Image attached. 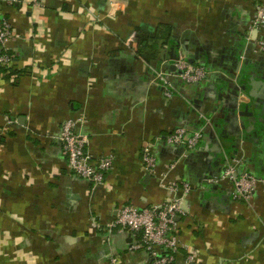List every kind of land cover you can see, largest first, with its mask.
Wrapping results in <instances>:
<instances>
[{
	"label": "crops",
	"instance_id": "obj_1",
	"mask_svg": "<svg viewBox=\"0 0 264 264\" xmlns=\"http://www.w3.org/2000/svg\"><path fill=\"white\" fill-rule=\"evenodd\" d=\"M262 3L0 0L13 34L12 63L0 67V264H147L145 252L129 250L130 233L110 225L123 207L169 201L170 182L192 187L173 264L189 255L195 264H264V116L245 131L232 117L237 99L239 109L240 100L264 104V34L251 28ZM179 58L208 77L183 82ZM158 73L170 77L171 98ZM67 120L88 138L93 163L113 155L101 184L69 170L58 141ZM178 127L202 133L194 149L165 142ZM146 148L154 173L144 169ZM236 155L239 173L261 180L249 201L220 179Z\"/></svg>",
	"mask_w": 264,
	"mask_h": 264
},
{
	"label": "built area",
	"instance_id": "obj_2",
	"mask_svg": "<svg viewBox=\"0 0 264 264\" xmlns=\"http://www.w3.org/2000/svg\"><path fill=\"white\" fill-rule=\"evenodd\" d=\"M34 1L37 3L42 0ZM2 2L12 6L18 0H2ZM251 28L264 34V3L256 6ZM12 38L10 24L0 13V67L4 69H8L12 63V57L8 52ZM257 52L264 56V39L257 43ZM174 68L176 76L187 84H196L208 77V71L204 66L193 64L185 58L176 60ZM156 79L164 96L171 98L174 91L170 77L167 74L158 73ZM202 118L207 121L204 116ZM77 123L75 120L63 122L58 137L67 158L68 168L81 179L101 184L104 172L113 168L114 157L107 155L93 163L85 153L88 138L76 131ZM201 139L202 133L200 131L190 132L184 127H178L168 135L165 142L168 145L182 147L185 151H190L198 145ZM142 162L147 172H155L157 161L152 148H146L143 151ZM239 166L240 159L236 155L235 158L228 161L220 179L232 184L234 199L242 198L249 201L261 180L248 173L240 174ZM173 168V164L168 166L169 170ZM167 189L172 194L169 201L149 208L123 207L110 225L130 233L133 242L130 243L129 250L145 252L148 256L147 264H173L174 256L181 247L177 236L178 223L176 219L184 215L182 201L184 196L191 192L192 187L183 182H170ZM186 262L187 264H195L194 256H187Z\"/></svg>",
	"mask_w": 264,
	"mask_h": 264
},
{
	"label": "water",
	"instance_id": "obj_3",
	"mask_svg": "<svg viewBox=\"0 0 264 264\" xmlns=\"http://www.w3.org/2000/svg\"><path fill=\"white\" fill-rule=\"evenodd\" d=\"M263 93H264V89H263ZM236 97H237V94H236ZM250 98H252V96ZM260 98L261 100H263L264 94H261ZM240 102L243 103L242 108L239 109L240 103L238 102V99H237L235 110H234V115H232V117L237 121L238 127L242 126V128H244V124L255 126L258 122L262 123L263 118H261V116L262 117L264 116V104L261 105V102L255 99H251V101H248L247 103L241 100ZM244 131H245V128H244Z\"/></svg>",
	"mask_w": 264,
	"mask_h": 264
},
{
	"label": "clouds",
	"instance_id": "obj_4",
	"mask_svg": "<svg viewBox=\"0 0 264 264\" xmlns=\"http://www.w3.org/2000/svg\"><path fill=\"white\" fill-rule=\"evenodd\" d=\"M111 7H112V9L114 10V9L117 8V7H122V5H119V4H112ZM30 264H31V262H30Z\"/></svg>",
	"mask_w": 264,
	"mask_h": 264
}]
</instances>
